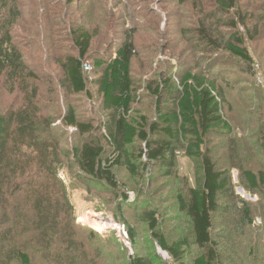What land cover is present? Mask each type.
<instances>
[{
  "label": "trees",
  "instance_id": "trees-1",
  "mask_svg": "<svg viewBox=\"0 0 264 264\" xmlns=\"http://www.w3.org/2000/svg\"><path fill=\"white\" fill-rule=\"evenodd\" d=\"M88 1L92 4L86 10L97 8L107 13L108 0H0V77L11 93L18 90L23 94L18 110L0 115V264H35L36 255L46 264H100L102 257L98 249L90 256L77 241L75 204L65 179L70 156L62 137L55 135L54 121L42 115L40 79L25 53L39 49L50 56L58 48L55 37H67L73 45V53L54 58L67 97L88 95V73L99 75L92 82L98 86L105 112L101 131L114 148L113 156L106 158L101 142L92 140L95 127L83 124L68 103L61 123L89 136L70 154L81 179L107 187L116 198L124 195L122 203L127 202V196L121 192L118 169L126 168L132 178L140 177L139 162L147 158L160 164L167 177L180 179L174 172L178 153L183 151L194 162V178H182L181 186L171 192L175 210L187 225L177 239L169 240L157 204L145 203L141 210L138 203L127 206L139 212L134 223L122 218L133 248L127 264H188L190 255L191 264H249L241 260V256L247 258L248 243H238L253 226L255 211L236 188L253 195L264 192V125L256 129L259 141L254 146L244 142V132L236 131L229 116V93L235 85L228 83L225 69H215L226 57L248 67V72H256L247 43L264 40V12L256 16L246 10L245 0H210L209 9L200 6V0H176L179 7L199 9L202 19L186 37L215 58H208L209 63L196 69L161 72V84L148 89L158 99L166 93L173 108L161 107L159 101L158 122L149 124L144 116L133 113L137 102L133 68L143 53L153 52L144 46H152L154 38L139 26L132 0H114L110 18L102 17L93 29L81 24L86 15H77ZM120 6L123 10L117 13ZM18 28L25 34L23 40ZM141 31L146 35L141 36ZM120 32L122 40L117 38ZM96 42L107 43L113 53L96 57L92 70L86 72L84 64ZM254 124L255 120L247 118L240 126L243 131ZM213 138L225 141L223 158H216ZM138 141L146 145L139 153L132 151ZM141 196L145 197L144 192ZM157 203L162 202L159 199ZM219 217L228 225L231 238L216 234ZM98 237L95 232L89 234L92 241ZM249 253L255 255V250L251 248Z\"/></svg>",
  "mask_w": 264,
  "mask_h": 264
},
{
  "label": "rangeland",
  "instance_id": "rangeland-1",
  "mask_svg": "<svg viewBox=\"0 0 264 264\" xmlns=\"http://www.w3.org/2000/svg\"><path fill=\"white\" fill-rule=\"evenodd\" d=\"M115 1L108 0L109 6L106 14L101 13L97 8L86 10L92 4V1H88L85 5H82L83 11H80L77 15L79 17L86 15V18L80 20V23L90 29L95 28L101 23L102 17H104V20L110 18ZM132 1L136 4L135 7L139 14H136L139 26L145 29L146 33L149 34L148 36L154 38L152 46L149 43L144 46L145 50L146 48H152L153 52L143 53L140 57L141 59L135 61L133 68V78L137 88V102L133 106V113L138 117L144 116L150 124L158 122L157 105L159 101L161 102V107L166 104L165 108H173L172 99H169L166 93H163L161 99H158L148 89V86H152L155 89L161 84L162 80H160L158 75L167 69L180 71L183 69H196L199 65L209 63L210 60L208 58L213 59L215 55H208L200 45L194 41L190 42V40H187L189 37H186V35L192 32L193 28L202 19L198 12L199 9L192 5L179 7L176 0ZM209 1L200 0V6L209 9ZM244 4L246 10L253 11L256 16L264 12V0H245ZM122 10L123 6H120L116 9V12L121 13ZM115 18L117 19V17ZM142 31L140 35H146ZM17 33L21 35L20 39L25 36L20 28L17 29ZM55 38L58 48L50 56L49 54H42L39 49H29L25 53L29 55L28 62L40 79L38 86L42 96L40 102L42 115L49 121H54L52 128L55 135L62 137L65 153L70 156L67 160L69 169L65 179L68 182L69 192L75 204V217L79 233L77 241L85 246V250L90 256L95 254L97 249L100 250L102 253V257L98 261L100 264H127L128 258L133 254V248L127 238V224L122 218L134 223V216L139 214L135 210L128 209L127 206L138 203V210H141L146 207L145 203L157 204L161 210L164 230L169 240L177 239L187 229V225L183 217L175 210V202L172 199L171 192H176V187L181 186L182 182L180 180L182 178H194V162L183 151L178 153V164L174 172L180 179L167 177L164 175V169L160 167V164L149 162L147 158H143L139 162L140 177L132 178L126 168L118 169L121 192H125V196H127V202L123 201L122 203L120 200H123L124 195L116 198L109 193L113 191H110L107 187L81 179L74 161L70 160L72 158L70 154L75 147L80 146L84 142V138L89 136L83 137L74 128L63 126L61 123V117L65 115L68 103L76 109L78 117L83 124H92L95 127L92 140L101 142L105 149L106 158L113 156L114 148L107 143L103 137L104 133L101 131L105 112L102 109V96L98 86L92 82L99 75L95 72L88 73L90 76L88 95H71L67 97L61 86L63 81L62 73L55 64L54 58L64 53H73V45L67 37ZM117 38L123 39L122 32L117 35ZM247 45L255 61V73L248 72V67H243L238 61L233 62L226 57L219 63L215 71L225 69V73L229 77L228 83L235 85L234 90L229 93L231 106L229 116L235 122L236 131L239 134L244 132L247 138L244 142L254 146L256 141H259L256 138V129L258 126L264 125V40L248 41ZM91 52L92 56L88 62L93 66V60L96 57L105 56L106 54L111 56L113 50H110V47L108 48L107 43L105 46L96 42ZM173 81L177 82L176 78H173ZM22 104L23 94L18 90L11 93L4 79L0 77V115L6 114L10 110H18ZM259 106L261 109L258 111L257 108ZM247 118L248 120H255L256 124L242 131L240 125ZM211 141L216 146V158H223L224 151H222L221 147L225 141L220 138H213ZM144 149H146V145L138 141L132 151L139 153ZM144 167H147V169L144 170ZM233 182L234 184L238 183L236 172H233ZM239 189L241 188H236V193L241 198L251 202L255 211L253 226L247 229L245 234H242L239 238L238 244L248 243L247 258L245 260L241 256V260L249 264H264V192L260 195H253L247 192H240ZM142 192H144L145 197L141 196ZM146 193L149 195L146 196ZM153 193H156L157 196L153 197ZM247 195L249 196L248 198H246ZM159 199L162 202L161 204L157 203ZM121 209L122 212H120ZM105 226H108V228L104 229ZM139 226L137 225V227ZM91 231L97 233L100 237L93 241L90 240L89 234ZM215 232L217 235H222L224 239L231 238L228 236L231 231L222 217L217 218ZM144 247L145 244L142 243V250H144ZM251 248L255 250V255L249 253ZM157 249L156 247V251H158ZM162 258L169 261V257L165 258L162 256ZM191 258L192 256L190 255L188 264H191ZM35 264L46 263L41 260L40 256L36 255Z\"/></svg>",
  "mask_w": 264,
  "mask_h": 264
},
{
  "label": "water",
  "instance_id": "water-1",
  "mask_svg": "<svg viewBox=\"0 0 264 264\" xmlns=\"http://www.w3.org/2000/svg\"><path fill=\"white\" fill-rule=\"evenodd\" d=\"M239 191L240 192H244V190L243 189H239ZM249 196L247 195L246 196V198H248ZM108 228V226L106 227H104V229H107ZM158 253L160 254V255H162L163 257H165V258H167L168 257V255L165 253V252H163L160 248L158 249Z\"/></svg>",
  "mask_w": 264,
  "mask_h": 264
},
{
  "label": "built area",
  "instance_id": "built-area-1",
  "mask_svg": "<svg viewBox=\"0 0 264 264\" xmlns=\"http://www.w3.org/2000/svg\"><path fill=\"white\" fill-rule=\"evenodd\" d=\"M84 70L86 72H90L92 70V65L88 61H86L85 64H84Z\"/></svg>",
  "mask_w": 264,
  "mask_h": 264
}]
</instances>
